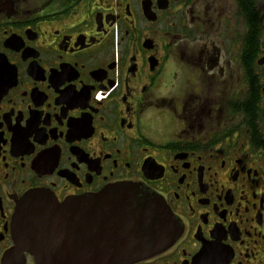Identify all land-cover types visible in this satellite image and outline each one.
<instances>
[{
    "label": "flooded vegetation",
    "instance_id": "flooded-vegetation-1",
    "mask_svg": "<svg viewBox=\"0 0 264 264\" xmlns=\"http://www.w3.org/2000/svg\"><path fill=\"white\" fill-rule=\"evenodd\" d=\"M192 6L197 52L169 15ZM253 7L249 54L242 0H0V264L27 193L122 183L162 197L179 227L131 264H264V0Z\"/></svg>",
    "mask_w": 264,
    "mask_h": 264
},
{
    "label": "water",
    "instance_id": "water-1",
    "mask_svg": "<svg viewBox=\"0 0 264 264\" xmlns=\"http://www.w3.org/2000/svg\"><path fill=\"white\" fill-rule=\"evenodd\" d=\"M150 20L155 17L146 9ZM5 264H131L165 251L179 227L162 197L134 183L57 201L43 190L23 196Z\"/></svg>",
    "mask_w": 264,
    "mask_h": 264
},
{
    "label": "rangeland",
    "instance_id": "rangeland-1",
    "mask_svg": "<svg viewBox=\"0 0 264 264\" xmlns=\"http://www.w3.org/2000/svg\"><path fill=\"white\" fill-rule=\"evenodd\" d=\"M194 6L186 9L185 11L177 10L174 12L173 10L169 13L170 20L172 25L175 24V32L176 33H182V36L184 38L183 42L181 43L184 47H186V50L188 52H197V43L195 42V36L197 35V19L193 20L192 18H187L186 15H189V11L193 10L194 14L195 12ZM186 21H185V19ZM160 29V28H159ZM180 31V32H179ZM190 38V39H188Z\"/></svg>",
    "mask_w": 264,
    "mask_h": 264
},
{
    "label": "trees",
    "instance_id": "trees-1",
    "mask_svg": "<svg viewBox=\"0 0 264 264\" xmlns=\"http://www.w3.org/2000/svg\"><path fill=\"white\" fill-rule=\"evenodd\" d=\"M245 2V5L247 6V12L246 15L249 20V26H250V40L248 41V49L247 52L249 54H253L256 52L257 49V39L256 34L259 30V23H258V13L255 11L253 7V0H242Z\"/></svg>",
    "mask_w": 264,
    "mask_h": 264
}]
</instances>
